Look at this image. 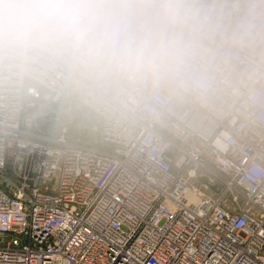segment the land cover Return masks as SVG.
<instances>
[{"label": "built area", "instance_id": "2783aa9c", "mask_svg": "<svg viewBox=\"0 0 264 264\" xmlns=\"http://www.w3.org/2000/svg\"><path fill=\"white\" fill-rule=\"evenodd\" d=\"M0 264H264V68L200 96L0 47Z\"/></svg>", "mask_w": 264, "mask_h": 264}, {"label": "clouds", "instance_id": "9594fccd", "mask_svg": "<svg viewBox=\"0 0 264 264\" xmlns=\"http://www.w3.org/2000/svg\"><path fill=\"white\" fill-rule=\"evenodd\" d=\"M0 47L97 85L205 96L236 62L264 68V0H0Z\"/></svg>", "mask_w": 264, "mask_h": 264}, {"label": "water", "instance_id": "95a60500", "mask_svg": "<svg viewBox=\"0 0 264 264\" xmlns=\"http://www.w3.org/2000/svg\"><path fill=\"white\" fill-rule=\"evenodd\" d=\"M200 180H201V181H205V178L201 177Z\"/></svg>", "mask_w": 264, "mask_h": 264}]
</instances>
